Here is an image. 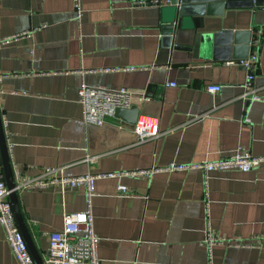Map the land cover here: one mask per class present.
Here are the masks:
<instances>
[{"label":"crops","instance_id":"crops-1","mask_svg":"<svg viewBox=\"0 0 264 264\" xmlns=\"http://www.w3.org/2000/svg\"><path fill=\"white\" fill-rule=\"evenodd\" d=\"M140 1L151 0H81L78 23L71 0H0V40L7 39L0 44V119L9 160L29 176L44 168L70 178L98 175L91 211L101 264H264V166L167 169L237 149L264 157V103L241 99L245 70L236 64L258 51L255 85L264 97V7L208 4L202 16L169 30L171 10L133 6ZM83 84L132 92L135 125L83 123ZM210 85L221 89L208 93ZM139 127L158 137L140 141ZM133 171L150 173L126 175ZM17 195L43 262L45 234L61 231L65 214L86 210L84 189ZM207 231L243 244L260 237V248L208 252ZM0 264H17L1 227Z\"/></svg>","mask_w":264,"mask_h":264},{"label":"built area","instance_id":"built-area-1","mask_svg":"<svg viewBox=\"0 0 264 264\" xmlns=\"http://www.w3.org/2000/svg\"><path fill=\"white\" fill-rule=\"evenodd\" d=\"M75 19L80 22L82 16L81 0H71ZM170 4L169 0H151L149 2H137L133 6H153L165 7ZM259 32V31H258ZM20 35L13 37L18 38ZM7 39H1L0 44ZM259 40L254 41L253 47L258 48ZM258 63V51L239 60L236 64L245 70V81L241 99L253 102H263L264 97L260 94V89L255 85V70ZM232 64V63H230ZM6 75H0V98L3 95V79ZM220 86L210 85L206 91L216 94L220 91ZM79 104L81 107L82 121L87 125L103 126L109 119L114 118L116 109H129L132 106L134 94L126 88L108 89L105 87H88L81 85L78 90ZM141 100L148 99V96L141 95ZM245 124H249L248 117L243 119ZM140 141L156 139L158 134L147 132L144 127L136 129ZM264 166V157L255 158L247 155L244 151L237 149L235 153L227 158L206 162L196 165H175L171 164L167 169L176 171H186L190 169H201L205 174L213 171H223L236 169L248 172L252 169ZM12 178L14 180V191L16 193L24 190L42 191L48 188H76L81 187L85 192L87 208L81 213L65 214L63 217L62 230L59 232L46 233L48 245L43 264H101L97 256L98 237L94 232V218L91 211V200L95 196V181L98 175H82L75 178L66 177L61 169L44 168L34 176L25 175L15 162H10ZM149 171H133L126 175H148ZM113 177V174L105 175ZM207 179L204 185L206 188ZM118 191L126 193V188L118 187ZM0 227L2 228L10 251L17 264H35L27 244L17 226L12 207L9 202V191L6 186L4 175L0 166ZM260 237H254V241L248 244L239 241H231L225 236L216 235L212 231H207L203 245L209 252L215 246L241 247L259 249Z\"/></svg>","mask_w":264,"mask_h":264},{"label":"water","instance_id":"water-1","mask_svg":"<svg viewBox=\"0 0 264 264\" xmlns=\"http://www.w3.org/2000/svg\"><path fill=\"white\" fill-rule=\"evenodd\" d=\"M169 1L170 4L165 7H168V9H170L171 12L169 19L164 21L165 29L178 30L182 27L183 22L185 21L188 22L192 17L202 16L203 9L204 7L206 8L208 4H213L217 2H221V4H226L229 0H169ZM253 1L255 7H264V5H259V3L256 2V0ZM201 9H202L201 11L202 14H199L198 11H200ZM138 116H139V110L136 106H131L129 109H116L114 112L115 119L121 120L130 125H135ZM0 163L2 166V171L6 182V186L9 191V202L12 207L17 226L27 244L28 250L35 264H43L36 252L32 239L29 235L28 229L26 227L25 221L23 219V216L19 208L18 195L14 191V180L12 178L10 160L7 152V145L5 141L1 119H0Z\"/></svg>","mask_w":264,"mask_h":264}]
</instances>
